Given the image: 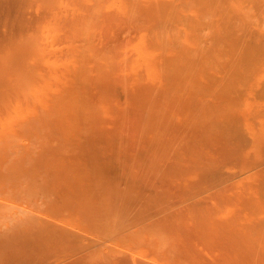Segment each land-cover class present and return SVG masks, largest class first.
Masks as SVG:
<instances>
[{
    "label": "bare ground",
    "instance_id": "1",
    "mask_svg": "<svg viewBox=\"0 0 264 264\" xmlns=\"http://www.w3.org/2000/svg\"><path fill=\"white\" fill-rule=\"evenodd\" d=\"M0 264H264V0H0Z\"/></svg>",
    "mask_w": 264,
    "mask_h": 264
}]
</instances>
